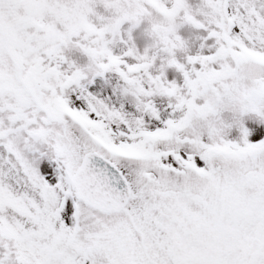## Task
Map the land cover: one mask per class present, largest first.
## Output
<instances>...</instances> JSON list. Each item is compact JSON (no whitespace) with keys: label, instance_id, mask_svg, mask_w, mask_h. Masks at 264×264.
<instances>
[{"label":"snow or ice","instance_id":"1","mask_svg":"<svg viewBox=\"0 0 264 264\" xmlns=\"http://www.w3.org/2000/svg\"><path fill=\"white\" fill-rule=\"evenodd\" d=\"M0 264H264V0H0Z\"/></svg>","mask_w":264,"mask_h":264}]
</instances>
